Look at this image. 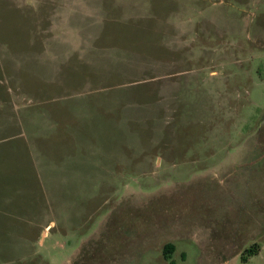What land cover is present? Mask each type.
<instances>
[{"label": "rangeland", "instance_id": "obj_1", "mask_svg": "<svg viewBox=\"0 0 264 264\" xmlns=\"http://www.w3.org/2000/svg\"><path fill=\"white\" fill-rule=\"evenodd\" d=\"M0 264H264V0H0Z\"/></svg>", "mask_w": 264, "mask_h": 264}, {"label": "crops", "instance_id": "obj_2", "mask_svg": "<svg viewBox=\"0 0 264 264\" xmlns=\"http://www.w3.org/2000/svg\"><path fill=\"white\" fill-rule=\"evenodd\" d=\"M24 131H26V129H24ZM23 135H25V134H23ZM17 136V135H16ZM28 137V133H26V135H25V137ZM19 137H23L24 138V136H20V134H19ZM26 137V139L24 138V140H21L20 141V144H21V146L23 147V151H24V155H25V157H26V155H27V151L29 152V153H32L31 152V149H30V147H29V145H30V139H28ZM35 168H37L36 170H37V172L39 173L40 172V175H39V178H40V181H41V183H42V187L43 186H45V181H43L42 180V174H41V171L39 170L40 169V167H39V165H37ZM58 179H60L59 177H58ZM53 205V204H52Z\"/></svg>", "mask_w": 264, "mask_h": 264}, {"label": "trees", "instance_id": "obj_3", "mask_svg": "<svg viewBox=\"0 0 264 264\" xmlns=\"http://www.w3.org/2000/svg\"><path fill=\"white\" fill-rule=\"evenodd\" d=\"M175 249V244L172 241H169L165 243L164 245V254L167 256L171 251ZM254 253L257 252V250L253 251Z\"/></svg>", "mask_w": 264, "mask_h": 264}]
</instances>
